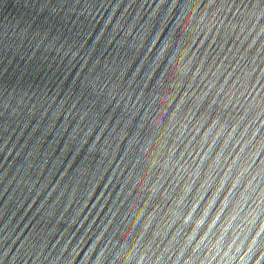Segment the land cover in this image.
Here are the masks:
<instances>
[{"label":"water","instance_id":"95a60500","mask_svg":"<svg viewBox=\"0 0 264 264\" xmlns=\"http://www.w3.org/2000/svg\"><path fill=\"white\" fill-rule=\"evenodd\" d=\"M0 264H264V0H0Z\"/></svg>","mask_w":264,"mask_h":264}]
</instances>
